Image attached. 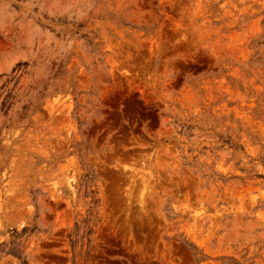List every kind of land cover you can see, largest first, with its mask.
Returning a JSON list of instances; mask_svg holds the SVG:
<instances>
[{"label":"rangeland","instance_id":"obj_1","mask_svg":"<svg viewBox=\"0 0 264 264\" xmlns=\"http://www.w3.org/2000/svg\"><path fill=\"white\" fill-rule=\"evenodd\" d=\"M0 264H264V0H0Z\"/></svg>","mask_w":264,"mask_h":264}]
</instances>
